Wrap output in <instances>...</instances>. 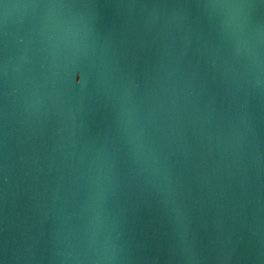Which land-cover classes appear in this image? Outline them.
<instances>
[{
	"label": "water",
	"instance_id": "95a60500",
	"mask_svg": "<svg viewBox=\"0 0 264 264\" xmlns=\"http://www.w3.org/2000/svg\"><path fill=\"white\" fill-rule=\"evenodd\" d=\"M0 264H264V2L2 0Z\"/></svg>",
	"mask_w": 264,
	"mask_h": 264
},
{
	"label": "snow or ice",
	"instance_id": "6c2138e0",
	"mask_svg": "<svg viewBox=\"0 0 264 264\" xmlns=\"http://www.w3.org/2000/svg\"><path fill=\"white\" fill-rule=\"evenodd\" d=\"M0 2H2V0H0ZM262 2H264V0H262ZM5 7H7V5H4ZM80 77H81V80L83 81L84 79V73L83 72H80Z\"/></svg>",
	"mask_w": 264,
	"mask_h": 264
}]
</instances>
